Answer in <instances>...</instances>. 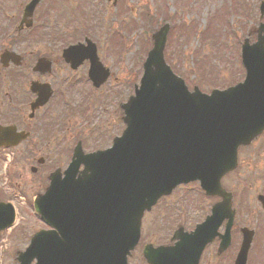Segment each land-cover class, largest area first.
Listing matches in <instances>:
<instances>
[{"label":"water","instance_id":"95a60500","mask_svg":"<svg viewBox=\"0 0 264 264\" xmlns=\"http://www.w3.org/2000/svg\"><path fill=\"white\" fill-rule=\"evenodd\" d=\"M33 0L25 17L31 18ZM264 14V3L261 6ZM165 25L153 34V49L144 63V75L135 96L122 106L126 130L110 150L84 155L76 150L74 162L61 180L50 177L46 193L35 202V211L53 230L40 231L22 253L20 264H128L140 239L146 211L181 183L217 182L211 194L222 195L212 216L188 238L170 247L147 245L149 264H197L201 250L213 239L212 230L228 219L223 245H228L234 218L231 195L221 179L236 170L238 149L251 145L264 132V24L257 42L245 40L242 62L246 79L211 95L198 87L191 92L166 63L164 49L169 32ZM74 53L92 62L90 75L97 87L108 77L98 62L96 48L76 46ZM76 61V60H75ZM78 62H81L78 59ZM84 172L74 179L77 168ZM264 207V197H259ZM244 241L236 264H246L253 232L243 230ZM198 246L187 251L186 246Z\"/></svg>","mask_w":264,"mask_h":264},{"label":"flooded vegetation","instance_id":"af4514ba","mask_svg":"<svg viewBox=\"0 0 264 264\" xmlns=\"http://www.w3.org/2000/svg\"><path fill=\"white\" fill-rule=\"evenodd\" d=\"M20 21L17 17L11 29L0 30V228L10 225L8 235L7 231L0 232V264H17L16 258L21 250L14 243L30 241V235L26 234L30 222H22V219L25 214H33L34 201L46 191L50 175L55 171L64 173L78 146L86 154L108 149L124 130L120 105L125 99L122 98L118 109L114 108L118 132L111 133L113 100L108 85L110 78L95 87L89 78L88 60L77 66L75 60H65L64 51L79 43L74 40V32L57 31L46 35L45 23L40 17H34L30 29L20 28ZM101 100L103 103L99 105ZM236 172L225 176L222 183L232 192L233 208L237 213L244 197L239 198L233 189ZM192 185L193 190L188 188ZM192 192L196 193L198 205L200 196L203 202H209L210 212L222 200L219 196H207L197 183L179 186L170 195V234L161 245H175L172 238L176 233L192 232L210 214L192 222L187 206ZM245 200L249 203L247 198ZM256 210L264 218L260 203ZM242 227L236 217L232 242L225 252H220L225 226H219L216 236L205 247L199 264H235L242 241ZM248 227L255 231L251 252L259 244L260 228ZM236 231L241 241L235 239ZM152 237L155 239L156 234Z\"/></svg>","mask_w":264,"mask_h":264},{"label":"rangeland","instance_id":"374dc122","mask_svg":"<svg viewBox=\"0 0 264 264\" xmlns=\"http://www.w3.org/2000/svg\"><path fill=\"white\" fill-rule=\"evenodd\" d=\"M30 1L0 0V30L5 22L8 23L4 31L9 30L22 8ZM262 1L45 0L36 8L34 17H40L41 22H45L44 32L47 34L52 31L66 33L77 28L74 40L83 43L88 38L95 43L101 61L111 71L108 85L113 100V133L118 132V117L114 114V108L118 109L119 99L127 100L134 94V87L139 84L143 73L142 64L152 48V32L165 22H170L165 50L168 64L185 80L190 90L198 86L209 94L212 89L222 90L244 80L240 46L245 38L252 42L256 40L255 34L248 33L264 22L259 9ZM115 91L118 93L114 94ZM101 103L103 100L99 105ZM239 159L240 167L234 175L233 189L238 192L236 195L239 198L244 197V201L237 213V223L239 226L260 228L259 244L251 253L250 264H264V218L256 210L258 201L255 197L259 192L264 193V135L249 149L241 151ZM195 192L190 193L187 205L192 222H198L210 213L209 202H203L200 196L198 205ZM245 198L249 203H246ZM162 204L163 208L157 207L146 215L144 242L133 254L132 264H146L142 248L145 239L151 240L149 238L153 231L157 235L154 240L156 244L162 243L170 232V197ZM25 215L22 222H30L27 235H32L41 227L45 228L32 214ZM257 218L259 224L256 223ZM235 235V239L238 241L240 238L241 241L238 231ZM8 237L7 247L12 236ZM22 244L23 241H17L14 246L19 245L20 248Z\"/></svg>","mask_w":264,"mask_h":264}]
</instances>
